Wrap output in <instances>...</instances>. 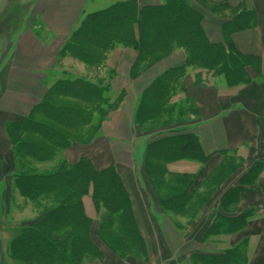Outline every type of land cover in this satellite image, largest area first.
<instances>
[{
	"label": "crops",
	"instance_id": "obj_1",
	"mask_svg": "<svg viewBox=\"0 0 264 264\" xmlns=\"http://www.w3.org/2000/svg\"><path fill=\"white\" fill-rule=\"evenodd\" d=\"M92 1L94 8L104 0H0V264H14L10 242L22 225L37 216L42 204L26 199L14 185V174L24 159L18 156L8 127L30 115L67 72L108 86L112 108L91 141L72 142L59 160L37 165L55 168L57 160L74 164L87 157L96 169L114 166L129 192L143 244V252L122 257L98 241V211L89 193L82 198L83 208L93 221L91 238L102 257L83 264H210L211 256L237 246L243 253L239 264H264V0H187L202 13L201 25L209 41L228 39L250 59L246 68L250 81L228 87L219 76L187 68L170 95L168 116L158 118L153 130L136 121L140 98L156 77L185 63V52L174 49L147 65L135 63L136 50L116 47L100 67L86 66L65 51L66 41L84 14L120 0H108L113 2L87 12ZM220 3L226 6L209 11ZM240 12L252 13V24L226 35L224 24ZM183 133L196 135L206 160H177L166 168L201 185L199 192L192 193L193 200L201 201L193 218L162 210L142 170L150 142ZM207 177L221 179L206 185ZM135 191L141 206L134 200ZM222 216L238 218L242 226L229 233L212 229Z\"/></svg>",
	"mask_w": 264,
	"mask_h": 264
},
{
	"label": "trees",
	"instance_id": "obj_2",
	"mask_svg": "<svg viewBox=\"0 0 264 264\" xmlns=\"http://www.w3.org/2000/svg\"><path fill=\"white\" fill-rule=\"evenodd\" d=\"M223 6L226 3L209 11L216 12ZM201 20L202 13L187 0H156L155 4L120 0L84 14L64 49L74 59L95 68L116 47L136 50L135 63L147 65L174 49H182L185 63L156 77L143 92L136 109V121L141 125L147 123V128L153 130L158 118L168 116L170 95L187 68L219 76L228 87L250 81L246 70L250 59L238 53L228 39L219 43L209 41ZM251 24L252 13L240 12L223 29L229 35ZM175 26L178 30L173 32ZM108 90L106 85L67 72L52 84L30 115L8 127L16 152L24 159L14 174V185L26 199L42 203L40 214L22 225L10 242L9 254L14 264H83L88 259H101L102 254L91 238L93 221L83 208L82 198L89 193L98 211L97 240L122 257L143 252L130 195L116 168L109 165L96 169L87 157L74 164L58 161L72 142L87 143L98 133L112 108L107 100ZM56 159L55 168L37 165ZM177 160H206L196 135L173 134L150 142L142 170L151 189L153 181L158 187V193L153 191L162 210L183 216L192 214L193 218L201 201L193 200L192 193L199 192L201 185L188 175L168 172L166 164ZM221 178L207 177L205 184H215ZM164 190L176 195L170 201L162 199ZM217 221L211 228L225 229L227 233L242 226L232 216L218 217ZM242 255L237 246L211 256L209 263L239 264Z\"/></svg>",
	"mask_w": 264,
	"mask_h": 264
},
{
	"label": "rangeland",
	"instance_id": "obj_3",
	"mask_svg": "<svg viewBox=\"0 0 264 264\" xmlns=\"http://www.w3.org/2000/svg\"><path fill=\"white\" fill-rule=\"evenodd\" d=\"M114 1V0H113ZM113 1H108V0H104V1H102L101 3H100V5H98L97 7H94V8H92V3H93V1L92 2H90V4H89V6H88V8L86 9V11L88 12V11H90L91 9H99V8H103V7H105V6H107V5H109L111 2H113ZM173 32H175V31H177L178 30V26H175V27H173L172 29H171ZM103 32H108V31H106V30H103ZM153 178V177H152ZM154 179V178H153ZM152 185H153V190H155V191H157L156 189L158 188V187H156V185H155V183H154V181L152 182ZM163 191V190H162ZM164 192H166L165 194H163L162 195V199H166V198H168L167 200H169L170 201V199H172L173 198V196L174 195H176V193H174L173 191H165L164 190ZM169 192V193H168ZM157 193H158V191H157ZM38 213H37V215H39L40 214V209L37 211ZM32 221H34V219L32 220Z\"/></svg>",
	"mask_w": 264,
	"mask_h": 264
},
{
	"label": "bare ground",
	"instance_id": "obj_4",
	"mask_svg": "<svg viewBox=\"0 0 264 264\" xmlns=\"http://www.w3.org/2000/svg\"><path fill=\"white\" fill-rule=\"evenodd\" d=\"M208 97V99H209V101H210V105L208 106L210 109H212V105H211V103H213V98L211 97V95H209V96H207ZM206 111H210L208 108H206ZM133 197H134V200L135 201H137V203L140 205V201L138 200V195H137V192L135 191L134 192V195H133ZM137 206V210H138V212H140V211H142V209H141V205L140 206ZM149 243H150V245L152 246L153 244H154V240L152 239V237H149ZM260 259H261V256H259V258H258V262H260Z\"/></svg>",
	"mask_w": 264,
	"mask_h": 264
}]
</instances>
